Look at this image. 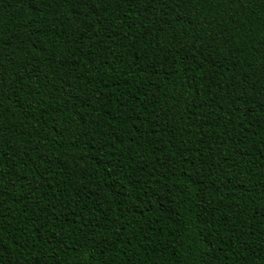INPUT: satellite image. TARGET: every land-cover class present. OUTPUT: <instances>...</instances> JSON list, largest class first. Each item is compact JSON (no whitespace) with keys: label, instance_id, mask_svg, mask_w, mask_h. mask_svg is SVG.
<instances>
[{"label":"trees","instance_id":"1","mask_svg":"<svg viewBox=\"0 0 264 264\" xmlns=\"http://www.w3.org/2000/svg\"><path fill=\"white\" fill-rule=\"evenodd\" d=\"M0 264H264V0H0Z\"/></svg>","mask_w":264,"mask_h":264}]
</instances>
